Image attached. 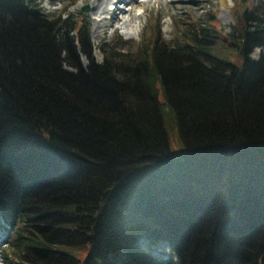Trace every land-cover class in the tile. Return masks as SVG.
<instances>
[{
    "label": "trees",
    "instance_id": "16d2710c",
    "mask_svg": "<svg viewBox=\"0 0 264 264\" xmlns=\"http://www.w3.org/2000/svg\"><path fill=\"white\" fill-rule=\"evenodd\" d=\"M234 1L96 61L83 17L0 0L3 264H264V0Z\"/></svg>",
    "mask_w": 264,
    "mask_h": 264
},
{
    "label": "rangeland",
    "instance_id": "374dc122",
    "mask_svg": "<svg viewBox=\"0 0 264 264\" xmlns=\"http://www.w3.org/2000/svg\"><path fill=\"white\" fill-rule=\"evenodd\" d=\"M110 1L108 5L111 12L121 10L117 15L121 18L119 17L116 22L109 17L110 13L108 17H105V13L95 14L92 12L94 4L97 3L95 0H37L46 16L58 22L66 17L71 20L75 17L78 25L81 24V17L86 18L89 23V29H85L86 35L93 47V56L96 61H102L104 58L100 46L114 44L117 36H122L126 40L124 44L128 49L137 50L142 40L145 42L151 40L155 23L160 24V38L171 41L177 33L179 24L186 20L197 19L208 11L215 12L220 25L228 30L236 21L233 16L234 0H148L145 6L133 4L126 6L127 3H121L120 0H115L113 3ZM86 6L88 8L84 9ZM129 8H132V10H129ZM262 14L264 15V10ZM78 52H80L82 65L89 64L90 59L88 56L80 49H78ZM257 55L258 50L253 53V56L256 57ZM170 142L172 152L175 155L181 153L183 143L177 133L171 135ZM0 233L3 235L2 240L4 239L2 243L0 241V264H3L4 250L12 242L14 229L10 228L8 223H5V225L0 223ZM170 252L171 249L165 242L158 243L151 250L153 257L165 264L172 258ZM84 255L85 252H82L81 257ZM175 259L176 257H173V261Z\"/></svg>",
    "mask_w": 264,
    "mask_h": 264
},
{
    "label": "bare ground",
    "instance_id": "6f19581e",
    "mask_svg": "<svg viewBox=\"0 0 264 264\" xmlns=\"http://www.w3.org/2000/svg\"><path fill=\"white\" fill-rule=\"evenodd\" d=\"M95 1H97V3L96 4H94V6H93V8H92V12L93 13H95V14H98V13H105L106 14V16L105 17H108V15H109V13L111 14V15H109V17H111V19H114V22H116V20H118L119 19V17L120 16H117V15H119V13L121 12V10L118 12V11H116V10H114V11H110L109 10V5H108V3H109V1L110 0H95ZM117 1V0H116ZM110 2H115V0H111ZM120 2L121 3H127L126 4V6L128 5V4H133V5H142V6H145L147 3H148V0H120ZM129 10H132V8H129ZM116 16V17H115ZM84 19V24H85V28H86V30L87 29H89L88 28V25H89V23H88V21L86 20V18L85 17H83ZM121 18V17H120ZM120 21V20H119ZM99 26V25H98ZM102 26V25H101ZM99 28V27H98ZM0 235H1V233H0ZM2 238H3V235H1L0 236V241H2ZM164 242V241H163ZM165 243H167V242H165ZM168 244V243H167Z\"/></svg>",
    "mask_w": 264,
    "mask_h": 264
},
{
    "label": "water",
    "instance_id": "95a60500",
    "mask_svg": "<svg viewBox=\"0 0 264 264\" xmlns=\"http://www.w3.org/2000/svg\"><path fill=\"white\" fill-rule=\"evenodd\" d=\"M87 8H88V6L85 7V9H87Z\"/></svg>",
    "mask_w": 264,
    "mask_h": 264
}]
</instances>
